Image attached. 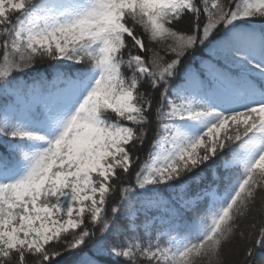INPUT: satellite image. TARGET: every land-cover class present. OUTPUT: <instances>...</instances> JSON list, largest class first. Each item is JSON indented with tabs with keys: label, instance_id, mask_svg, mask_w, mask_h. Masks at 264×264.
<instances>
[{
	"label": "snow or ice",
	"instance_id": "1",
	"mask_svg": "<svg viewBox=\"0 0 264 264\" xmlns=\"http://www.w3.org/2000/svg\"><path fill=\"white\" fill-rule=\"evenodd\" d=\"M0 264H264V0H0Z\"/></svg>",
	"mask_w": 264,
	"mask_h": 264
},
{
	"label": "trees",
	"instance_id": "2",
	"mask_svg": "<svg viewBox=\"0 0 264 264\" xmlns=\"http://www.w3.org/2000/svg\"><path fill=\"white\" fill-rule=\"evenodd\" d=\"M155 235V233H153Z\"/></svg>",
	"mask_w": 264,
	"mask_h": 264
}]
</instances>
